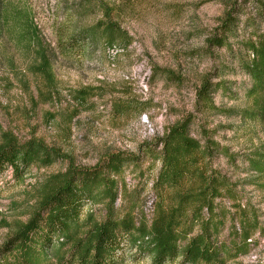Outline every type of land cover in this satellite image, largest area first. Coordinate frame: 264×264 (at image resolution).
Instances as JSON below:
<instances>
[{"label":"rangeland","instance_id":"1","mask_svg":"<svg viewBox=\"0 0 264 264\" xmlns=\"http://www.w3.org/2000/svg\"><path fill=\"white\" fill-rule=\"evenodd\" d=\"M103 1L125 34L115 36L112 46L106 45L109 37L103 30L90 33L104 21L93 0H7V24L0 35V135L41 140L65 159L47 168L31 167L22 182L10 170L0 174V247L29 219L48 177L64 172L69 163L93 167L110 154L138 159L124 167L116 206L123 209L134 201L135 215L151 221V183L159 167L152 153L167 128L194 116L192 137H198L203 125L235 158L234 165L216 154L210 161V168L234 188L216 201V213L225 214L220 240L229 239L233 227L239 230L241 221H255L247 253L227 264H264V179H255L247 162L264 147V126L234 116L212 115L202 121L195 113L203 80L213 89L225 85L226 91L220 87L212 94L218 108L247 106L250 81L239 63L248 60L242 43L254 29L264 33V22L256 18L251 29L246 21L253 14L243 7L228 45L214 48L208 41L218 36L224 17L218 0ZM30 22L35 35L27 34L33 31ZM76 36L83 39L81 47H69ZM42 59L48 62L50 81L41 73ZM103 218L101 205L86 207L82 216L83 223ZM44 264H56L54 254ZM125 264L150 260L129 256Z\"/></svg>","mask_w":264,"mask_h":264},{"label":"trees","instance_id":"2","mask_svg":"<svg viewBox=\"0 0 264 264\" xmlns=\"http://www.w3.org/2000/svg\"><path fill=\"white\" fill-rule=\"evenodd\" d=\"M218 1L224 7V17L218 36L208 41L210 47L228 45L243 7L253 14L246 21L251 29L256 26V18L264 22V0ZM93 3L104 21L87 33L103 30L109 37L106 45L112 46L115 36L123 38L125 34L113 22L114 10L107 2L93 0ZM6 4L7 0H0V35L7 24ZM32 29L27 34L35 35L36 28ZM252 34L242 43L248 60L239 61L250 81L245 93L247 106L218 108L212 94L220 87L226 91L225 85L218 83L213 89L208 80H203L196 91L195 104V113L202 121L212 115L234 116L244 123L264 126V33L254 29ZM82 41L73 37L69 47L73 44L81 47ZM41 67L43 77L50 81L45 59ZM162 72L169 77V71ZM193 120L194 116H189L167 128L152 153L159 167L151 183L155 196L151 221L135 215L134 201L123 209L116 206L124 167L137 163L138 159L117 153L90 168L69 163L64 172L42 183L33 213L25 223L16 226L0 247V264H44L49 254H54L56 264H125L129 256L147 257L150 264H227L246 254L255 221H241L239 230L233 227L232 236L220 240L225 214L223 210L216 213V201L230 196L234 188L226 176L210 168L214 154L233 165L235 158L227 148L213 141L203 125L198 137H192ZM63 159V155L41 140L20 141L11 133L0 135V174L10 170L17 182H22L31 167L47 168ZM247 162L255 172V179L263 180L264 147L251 153ZM96 205L103 208V220L83 223L85 208Z\"/></svg>","mask_w":264,"mask_h":264}]
</instances>
